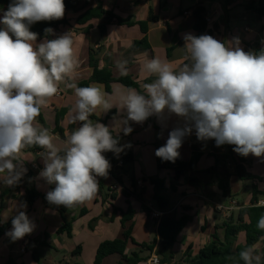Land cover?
I'll list each match as a JSON object with an SVG mask.
<instances>
[{
    "label": "crops",
    "instance_id": "crops-1",
    "mask_svg": "<svg viewBox=\"0 0 264 264\" xmlns=\"http://www.w3.org/2000/svg\"><path fill=\"white\" fill-rule=\"evenodd\" d=\"M101 1L107 11H112L121 18L144 22L152 13L158 21L149 23L147 34L143 33L138 24L128 26L112 22L101 35L99 26L104 23L103 19H92L84 24L77 23L80 15L98 5V0H82L81 5L84 9L79 13L65 12L61 20L67 23L55 28L52 38L69 33L76 51L77 66L72 73V79L66 78L59 83L57 94L41 108L40 115L35 121L36 126L47 128L53 134V143L61 150L67 136L79 127V122H71L73 115L71 109L75 106L77 97L74 89L66 85L74 82L77 86L92 77L93 69L89 65V52L92 48L99 51V69L110 71L116 79L122 76L116 68V61L127 60V75L139 84L145 94L143 85L150 84L157 78L144 71L143 65L147 60L159 58L168 63L174 71H178L188 62L183 49L185 43L183 35L191 33L200 36L195 29L196 20L193 15L198 7L204 8L206 12L207 27L204 34L225 43L234 37L239 38L240 47L246 52L255 45L264 48V16L246 9V6L253 3L258 7L260 1L264 6V0ZM3 13L4 11L0 9V17ZM4 27L0 23V29ZM144 37H147L150 49L133 50L134 43ZM43 40H36L35 43L39 44ZM90 86H96L106 93V98L113 107L107 112L97 108L89 119L108 126L113 136L120 139L119 145L131 144V147H125L118 156L111 151L103 153L105 157L112 153L118 166H122L123 154L132 155L133 161L125 165L124 170L120 172L122 186L111 193L109 188L115 179L107 176L102 194L97 192L90 201L76 204L71 208L50 204L46 200V193L55 185L48 184L39 176L44 167L41 153L22 149L17 161L27 171L20 183L15 187H7L0 183L1 225L7 224L13 218L16 207L25 202L28 191L35 190L43 197L37 199L30 208L24 209L36 226L32 233L13 242L6 235L11 230V225L0 236V264H95L100 244L122 238L124 232L129 229L135 243L128 241L127 255L141 251L140 244H150L155 238L158 240L153 253L147 251L141 253V257L149 256L150 259L157 256L160 221L178 220L186 216L189 218L186 227L174 246L168 250V254L174 255L171 264H177L189 246H192L193 255L196 256L202 248L212 242L215 233H219L223 238L221 227L229 217L217 210L218 205L235 203L237 209L231 216L236 217L241 208L251 205L253 199L264 201V156L256 157L252 154L244 156L247 172L254 176L253 180L247 181L239 180L235 175L234 162L229 158L226 160L233 175L230 179L231 197H225L209 170L221 168L225 164L226 146L224 144L217 147L214 140L199 141L193 132L184 138L182 147L178 150L180 158L184 162H190L193 158V146L198 147L203 156L195 170L176 181L172 172L157 169L155 148L166 143L169 132L174 127L182 126V120L175 115H166L163 122L158 121L155 116L149 117L142 124L129 121L128 126L133 130L130 134L124 135L122 130L124 125L121 122L127 113L126 109H120L119 93L128 88L114 82L111 84V92L108 93L105 85L101 83L92 82ZM60 112L63 116L59 128L63 134L56 131V118ZM5 175L7 173H0V179ZM155 177L166 182L163 194L169 206L164 211L156 206L154 200L155 190L150 180ZM103 178L97 177L99 184ZM191 178L196 179L197 183L191 184ZM172 184L175 185V191L171 188ZM123 190L127 193L141 194L144 202L133 195L125 196ZM144 205L164 213L162 219L152 220L144 210ZM129 209L133 210L134 216L123 227L122 218ZM67 223L71 225L70 236L67 233H59ZM244 244L246 235L245 232H240L237 245ZM255 250L261 256L264 254V238L255 245ZM121 260L119 255H112L102 264H119Z\"/></svg>",
    "mask_w": 264,
    "mask_h": 264
},
{
    "label": "clouds",
    "instance_id": "clouds-1",
    "mask_svg": "<svg viewBox=\"0 0 264 264\" xmlns=\"http://www.w3.org/2000/svg\"><path fill=\"white\" fill-rule=\"evenodd\" d=\"M64 0H11L0 17V173H7L0 183L15 187L27 171L17 161L27 146H39L44 167L39 173L55 187L46 193V200L56 206L71 208L92 200L98 192L97 177H107L111 164L103 155L117 156L128 145H119L109 127L89 119L101 108L113 105L96 86L77 87L72 123L79 127L64 141V148L53 143V134L38 127L36 118L47 101L57 94L59 83L72 79L77 66L76 51L69 33L35 43L38 34L30 26L40 21L64 17ZM46 34L53 29L46 28ZM185 59L174 71L159 58L147 60L143 69L157 78L144 84L141 94L133 88L119 93L120 109H126L121 122L124 135L132 132L128 122L142 124L155 116L163 122L175 115L183 122L168 134L166 143L155 151L163 161L175 162L185 137L195 133L199 141L214 140L217 147L233 145L241 156H264V49L258 53L244 51L239 38L228 43L211 35H183ZM127 60H117L116 68L127 75ZM26 202L16 207L12 228L6 233L14 242L35 229L26 214ZM264 230V215L257 223ZM243 264H261L255 245L239 252Z\"/></svg>",
    "mask_w": 264,
    "mask_h": 264
},
{
    "label": "trees",
    "instance_id": "trees-1",
    "mask_svg": "<svg viewBox=\"0 0 264 264\" xmlns=\"http://www.w3.org/2000/svg\"><path fill=\"white\" fill-rule=\"evenodd\" d=\"M82 0H64L65 3V12L73 11L75 13H79L84 9L81 5ZM11 0H0V9L6 11L8 9ZM247 10H251L256 12L259 16H264V6L261 1L258 4V7L255 6V3L246 6ZM196 24L195 29L202 35L206 31L207 21H206V12L204 8L198 7L195 9L193 13ZM92 19H103L104 23L99 26L100 34L103 35L106 29V26L112 22H116L119 25H128L133 26L138 24L143 31V33L147 34L149 29V23L158 21L157 17H154L151 13L149 19L144 22H135L131 19H124L117 16L112 11H107L101 0H98V5L94 8H90L85 11L82 15H80L77 19L78 24H84ZM67 22L65 20H54V21H40L36 22L30 26V30L37 33V41H41L43 39H53L52 34H46L45 29L51 28L55 29L61 25H65ZM150 49V44L148 42L147 37H144L142 40L134 43L133 50L135 51H145ZM261 49L260 46H253L249 51H253L258 53ZM99 51L95 49H91L89 52V65L93 69L92 77L87 80L79 83L78 87H87L90 86V83L96 82L105 85L108 93L111 92V84L114 82H119L124 85L126 88H133L140 92L141 94H145L141 89L139 84L129 75H122L119 78H114L112 73L108 70H100L99 69ZM146 95V94H145ZM63 116V113L60 112L57 114L56 118V131L63 134L62 130L59 128V122ZM41 123L44 125L43 120L41 119ZM46 127V126H45ZM120 142V139H118ZM226 146V156L225 164L221 168H212L209 170L217 183V186L222 191L225 197H231V188H230V179L232 177V173L230 172L226 160L229 158L235 164V175L241 181L253 180L254 176L247 172L245 167V157L237 154L233 151V145L225 144ZM160 145H157L155 148L158 149ZM24 149L42 153L45 150L40 148L39 146H27ZM193 158L190 162H184L179 157L176 161H163L161 158L155 155L156 167L159 171H170L174 174L175 180L178 181L181 177H183L186 173L193 171L196 169L197 164L200 158L203 156V153L200 152L199 148L193 146ZM106 159L109 160L111 164V168L109 172L113 175V178L116 182H118L122 186V180L120 177V172L124 170L125 165L131 163L133 161V157L131 154H123L122 155V166H118L116 160L112 153H110ZM18 162V161H14ZM107 178V177H106ZM104 177L98 187L99 194H102V190L104 189L103 183L106 181ZM151 184L154 187V200L156 202V206L160 210H165L169 206V202L164 196L163 192L166 189V182L164 179L159 177L152 178L150 180ZM191 184L197 183L196 179H190ZM172 190L175 191V185L172 184ZM123 194L125 196L133 195L137 199L144 202V198L141 194L136 193H127L126 190H123ZM43 197L41 194L36 192L35 190H31L27 192V196L25 202L27 207H31L33 203ZM144 210L147 214L150 213V208L144 205ZM264 215V207L258 205V200L253 199L252 203L248 207L241 208L236 217L230 216L226 219L221 227L223 230V238H221L219 233H215L213 236L212 242L202 248L199 253L195 256L192 252V246H189L188 249L182 256V260L177 264H243V261L239 259V252L244 250L247 247L256 245L262 238H264V230H260L257 228V223L259 218ZM134 216L133 210L129 209L127 214L123 215L122 225L125 227L126 223L131 221ZM12 220V219H11ZM11 220L5 224L1 225L0 221V236L8 229L12 224ZM189 221L188 217H182L178 220L171 219H162L158 226V237H159V247L156 250V255L159 258L160 264H171V259H173V254H168V250L174 246L177 242L178 236L186 227ZM240 232H245L246 235V244L237 245V237ZM59 233H67L70 236L71 233V225L67 223L63 228L59 230ZM133 241L134 239L131 237V231L126 230L123 234V237L120 239H116L113 241H105L100 244L96 257L95 264H102L103 261L112 255H119L121 257V262L119 264H140L142 262H147L149 260L148 257H141V253L143 251H147L150 254L153 253L157 239L150 243L140 244L141 251L132 252L131 254H126L128 241ZM135 243V242H134ZM76 254V252H75ZM261 264H264V254L261 256ZM14 264V263H9Z\"/></svg>",
    "mask_w": 264,
    "mask_h": 264
},
{
    "label": "built area",
    "instance_id": "built-area-1",
    "mask_svg": "<svg viewBox=\"0 0 264 264\" xmlns=\"http://www.w3.org/2000/svg\"><path fill=\"white\" fill-rule=\"evenodd\" d=\"M108 177L113 178V175L110 172H108ZM119 188H120V184L118 182L114 181L109 189H110V192L113 193V192L117 191ZM258 205L264 207V201H262V200L258 201ZM235 209H237V205L233 202L230 205H218L217 206V210L220 211L221 213H223L226 217H230L232 212ZM163 215H164V213H162L161 211H157V210H154L153 208H150L149 217L152 220L159 221L162 219ZM146 264H160L158 256H152L146 262Z\"/></svg>",
    "mask_w": 264,
    "mask_h": 264
}]
</instances>
